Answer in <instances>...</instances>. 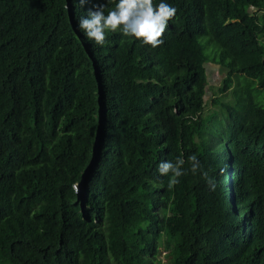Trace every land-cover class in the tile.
Wrapping results in <instances>:
<instances>
[{
    "label": "trees",
    "instance_id": "obj_1",
    "mask_svg": "<svg viewBox=\"0 0 264 264\" xmlns=\"http://www.w3.org/2000/svg\"><path fill=\"white\" fill-rule=\"evenodd\" d=\"M163 253L264 264V0H0V264Z\"/></svg>",
    "mask_w": 264,
    "mask_h": 264
},
{
    "label": "rangeland",
    "instance_id": "obj_2",
    "mask_svg": "<svg viewBox=\"0 0 264 264\" xmlns=\"http://www.w3.org/2000/svg\"><path fill=\"white\" fill-rule=\"evenodd\" d=\"M201 43L204 45L205 52L208 55L214 53L217 50V47L210 41L209 37L202 38ZM209 73H210V76H209L210 81L216 83L214 85V91L217 93V91L221 87L220 83L222 81V79H221L222 75L219 72L218 67L216 65H212V64L209 65ZM207 100L209 101V106H212V104H211L212 92L211 91L209 93V97L207 98ZM161 260H162L163 264L168 262V259H167V256H165V253L162 254Z\"/></svg>",
    "mask_w": 264,
    "mask_h": 264
},
{
    "label": "water",
    "instance_id": "obj_3",
    "mask_svg": "<svg viewBox=\"0 0 264 264\" xmlns=\"http://www.w3.org/2000/svg\"><path fill=\"white\" fill-rule=\"evenodd\" d=\"M101 123H102V120H101ZM101 130L99 131V137H98V141H97V147H96V151H95V154H94V160H93V162H92V164H91V166H90V169L91 168H95V166H96V160H97V157H98V152H99V146H100V140H101ZM89 169V170H90ZM76 188H77V191H78V193H80V195H83V192H84V188H85V179H84V181L81 183V184H77L76 185ZM83 206H85L84 205V202H83Z\"/></svg>",
    "mask_w": 264,
    "mask_h": 264
}]
</instances>
